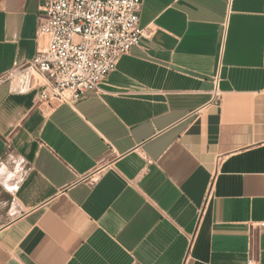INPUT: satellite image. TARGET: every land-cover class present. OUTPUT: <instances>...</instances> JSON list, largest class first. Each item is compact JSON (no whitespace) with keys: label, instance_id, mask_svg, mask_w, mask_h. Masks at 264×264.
<instances>
[{"label":"crops","instance_id":"1","mask_svg":"<svg viewBox=\"0 0 264 264\" xmlns=\"http://www.w3.org/2000/svg\"><path fill=\"white\" fill-rule=\"evenodd\" d=\"M40 8L0 0V77ZM140 26L77 104L0 85V264H264V0H143Z\"/></svg>","mask_w":264,"mask_h":264},{"label":"built area","instance_id":"2","mask_svg":"<svg viewBox=\"0 0 264 264\" xmlns=\"http://www.w3.org/2000/svg\"><path fill=\"white\" fill-rule=\"evenodd\" d=\"M142 7L143 0H41L37 39L46 46L1 76L0 85L22 70L33 71L44 80L38 105L52 111L101 92L122 58L148 37L140 26Z\"/></svg>","mask_w":264,"mask_h":264}]
</instances>
